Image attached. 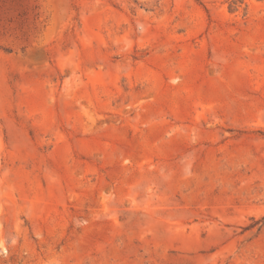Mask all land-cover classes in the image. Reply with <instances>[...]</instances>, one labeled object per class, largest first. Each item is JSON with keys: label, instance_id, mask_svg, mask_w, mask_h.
Wrapping results in <instances>:
<instances>
[{"label": "rangeland", "instance_id": "rangeland-1", "mask_svg": "<svg viewBox=\"0 0 264 264\" xmlns=\"http://www.w3.org/2000/svg\"><path fill=\"white\" fill-rule=\"evenodd\" d=\"M0 264H264V0H0Z\"/></svg>", "mask_w": 264, "mask_h": 264}]
</instances>
